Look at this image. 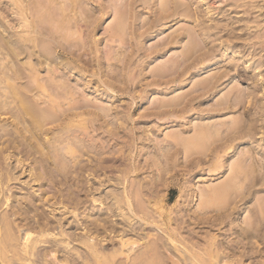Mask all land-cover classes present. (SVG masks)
<instances>
[{
  "label": "rangeland",
  "instance_id": "obj_1",
  "mask_svg": "<svg viewBox=\"0 0 264 264\" xmlns=\"http://www.w3.org/2000/svg\"><path fill=\"white\" fill-rule=\"evenodd\" d=\"M120 26L123 27L122 31L120 28L122 38L115 39L113 31ZM2 36L15 47H20L14 68L24 65L29 70L24 62L35 61L40 69L39 80L48 87V93L57 95L63 102L62 97L69 93L77 100L80 110L74 109V113H102L100 109L103 107L109 109L112 115L108 117V124L101 118L93 122L88 129L89 138L91 141L108 140L106 145L111 153L106 156L123 155L107 170L91 174L90 167H86L87 172L82 178L86 188L82 191L75 172L68 179L59 176L57 171L52 173L47 164L43 165L40 154L30 156L22 148L25 146H20L15 158L21 157L25 161L24 169L18 172V180L4 185L8 195H18L19 200L13 201L16 204L13 210L22 207L26 210L21 216L12 215L17 222L35 225L37 211L32 205H36L40 212L45 211L48 219L55 220L54 224L57 225L60 219L67 231L77 236L84 234L76 222L87 214H95L97 207H105L94 201L97 194L86 192L91 187L89 185L125 175L129 179L136 177L145 185L154 177L164 175L168 187L154 186L151 193L156 197L162 195L166 213L175 217L173 204L180 194L188 195L191 187L197 194L209 183L220 182L236 173L243 175L244 168L235 163L247 154L248 168L252 174L254 171V178L248 182L256 185L250 189L249 199L238 203L234 216L241 222L251 206L256 218L264 223L261 215L264 207V0H0ZM21 38L32 40L23 41ZM1 43L0 38L2 66L8 60L5 54L9 44ZM115 56H121V60ZM52 69H57V74L61 75L53 77L49 73ZM27 70L19 80L11 70L9 73L15 77L14 81L29 88L34 83ZM29 94L33 96V92ZM173 101L179 104L162 105ZM11 106L17 107L19 113L18 99H14ZM13 117V113L3 109L0 123L15 127ZM91 117L93 115L84 114L76 119ZM30 123L28 117L25 130ZM112 123L121 128L119 142L105 132L107 127H113ZM60 124H48L47 127L58 125L57 132ZM208 124L213 129H221L218 140L210 146L216 148L215 153L208 150L210 142L206 148L208 152L190 157H185L184 153L177 156L171 136L182 133L191 137L201 126ZM228 125L237 127L236 135L225 132ZM248 129L250 135L242 137V131ZM234 135L236 140L232 147L223 152L230 143L228 137ZM4 144H8L6 137L0 140V150ZM3 150L0 152V175L9 168L8 162H14L13 158H5L10 149ZM219 151L220 160L224 161L222 172L209 170ZM167 152H170L169 158ZM200 156L201 163L196 160ZM91 159L86 155V163H82L93 165ZM152 162L154 166H151ZM158 164L171 168L162 172ZM106 165L114 163L109 161ZM32 168L43 174L41 181L32 180ZM136 169L139 170L135 172ZM124 181L127 184L128 179L124 178ZM150 185L146 186L147 190ZM115 187L116 183L107 182L100 188L105 193ZM1 192L0 211L11 210L7 204H2L5 193ZM22 197L30 198L26 202ZM79 199L80 206L77 204ZM193 203L192 206L196 207V198ZM185 205L188 208L187 202ZM155 215L159 223L146 224L142 228H138V223L137 231L129 236L139 238L157 231L163 234L161 228L165 226L159 228L162 220ZM171 223L174 225V221ZM211 233L220 239L226 236L224 229L218 227H214ZM204 236L205 233H200V243L204 242ZM263 241L254 238L253 246L258 252L254 257L239 259L238 264H264ZM239 255L237 252L233 257Z\"/></svg>",
  "mask_w": 264,
  "mask_h": 264
},
{
  "label": "bare ground",
  "instance_id": "obj_2",
  "mask_svg": "<svg viewBox=\"0 0 264 264\" xmlns=\"http://www.w3.org/2000/svg\"><path fill=\"white\" fill-rule=\"evenodd\" d=\"M120 28L122 31V26L113 31L112 35L115 39L122 38L120 37ZM0 38L2 43L9 44V49L5 54L8 60L5 62L2 60L4 64L0 65V74L2 75L0 76V113L6 109L7 112L13 113V118L16 121L15 127L11 128L9 123H0V140L3 137L8 140V144H4V147L1 146V150L10 149L5 158H13L16 162H8L9 168L0 175V183H2L0 191L2 194L5 193L2 204L11 207V210L0 211V264H238L239 259L254 257L258 251L253 246V239H264V223L261 219L256 218L255 211L250 209L251 206L241 222L234 216L238 203L246 202L250 197V189L256 185L255 182L253 184L248 182L254 178V171L252 174V170L250 171L248 168L249 156L247 154L241 156L235 163L244 168L243 175L236 173L220 182L209 183L197 194L192 190V187L189 189L188 195L180 194L173 204V209L177 214L175 217L166 213L164 197L162 195L156 197L151 193L154 186L168 187V182L165 177L163 178L164 175H159V178L156 176L151 182H148L151 184L148 187L149 190L146 188L148 184L145 185L144 182L137 181L136 177L129 179L127 175H123L124 177H111L107 180L93 182L98 185L97 187H94L93 183L89 185L91 187L86 192L91 195L97 194L98 198L93 196L94 201H99V204L105 205V207H97L95 214H87L85 218L76 222L77 226L85 231L84 234L77 236L74 232L67 231L60 219L57 225L54 224L55 220L48 219L45 211L40 212L36 205H32L33 209L37 211L35 225L17 222L12 215L21 216L26 210L23 207L20 210L18 208L17 211L13 210L16 205L13 204V201H16L18 195L15 193L8 195L7 190L4 191V185L12 180H18V172L24 169L25 161L21 157L15 158L16 151L20 146L24 145L25 147L22 148L27 150L30 156L40 154L43 165L47 164V169H50L51 172L57 171L58 175H63L65 179L75 172L79 182L78 187L82 191L86 188L82 179L87 172L86 167H90L91 174L97 173L98 170H107L115 166V163L121 160L123 155L119 154L121 158L114 154L112 158L106 156L111 153L106 145L108 140H93L94 138H92L93 141H91L89 138L90 131L88 129L93 122L101 118L103 123L108 124V117L112 115L109 109L103 107L100 109L103 110L102 113H74V109H79L76 105L77 100L73 99L69 93L70 96L66 94L65 97H62V99L64 98L63 102L58 100L57 95L48 93V87L39 80L40 69H37L35 61V63L33 61L24 62V64H28L29 70L24 65L14 68V60L20 56V47H15L5 36ZM22 40L30 41L32 39L24 38ZM118 56L114 58H119ZM10 70L16 76V80L23 79V74L27 70L34 84L28 88L20 81H14L15 77L9 73ZM57 72V69L49 70L53 77L60 74ZM29 92H33V96ZM14 99L19 101L21 108L19 113H17V107L15 109L11 106ZM178 104L177 101H173L162 105L177 106ZM84 114L93 115V118L76 119ZM28 117L31 123L25 130L24 124L27 125ZM55 123L60 124L57 132L58 125L47 127L48 124ZM120 129V126L114 124L113 127H107L105 132L111 139L119 142L122 138ZM220 131L221 129H213V126L208 124L201 126L191 137H185L182 133L174 134L171 136L173 138L172 147H175L177 156L184 153L185 157H190L207 151V145L212 142L208 150L211 149L215 153L216 148L210 146L218 140ZM225 132L228 135L232 133L236 135L238 131L237 127L228 125ZM250 132V129L242 131V137L249 136ZM235 135L228 137L230 143L223 148V152L232 147L236 140ZM63 143L67 145L63 146ZM188 146H193V148L187 149ZM163 151L165 152V149ZM118 152L121 153L120 150ZM165 154L169 158L170 152ZM206 154L208 155V153ZM86 155L88 159H93V165L82 163H86L84 160ZM173 155L176 156V153ZM214 156L216 159L209 165V170L222 172L224 161L220 160V151ZM92 159L89 161L93 162ZM196 160L199 163L203 162L201 156ZM109 161H113L114 165H106ZM153 164L152 162L151 166H154ZM170 168L169 165L166 167L159 165L162 172H168ZM137 170L139 169H136L135 172ZM30 176L37 182L44 178L37 168L30 169ZM124 178L128 179L127 184H125ZM107 182H114L117 187L103 193L104 189L100 187H104ZM28 198L30 197H22L26 202L29 200ZM195 198L198 201L196 207L192 206ZM186 202L188 208H186ZM77 204L79 206L82 204L80 199ZM25 208L27 207L25 206ZM261 213L264 216V207L261 208ZM155 214H158V218L162 220L159 228L162 225L165 226L161 228L163 234L157 231V233H147L139 238L129 236L137 231L136 224L138 223V228L154 222L159 223ZM124 218L128 222H125ZM23 219L25 220V218ZM172 221H174V225H172ZM223 224L227 225L222 228ZM25 226L27 227L23 229ZM214 227L224 229L226 236L220 239L218 236L212 235L211 230ZM58 228L60 230L56 232ZM205 228L206 230L202 231ZM200 233H205L203 243L199 241ZM62 252L65 254L63 255ZM237 252L240 255L237 258L233 257Z\"/></svg>",
  "mask_w": 264,
  "mask_h": 264
}]
</instances>
